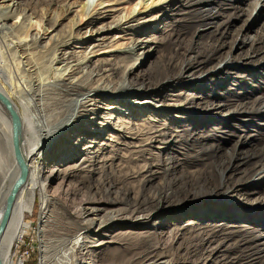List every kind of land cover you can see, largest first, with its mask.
Wrapping results in <instances>:
<instances>
[{
	"label": "bare ground",
	"instance_id": "1",
	"mask_svg": "<svg viewBox=\"0 0 264 264\" xmlns=\"http://www.w3.org/2000/svg\"><path fill=\"white\" fill-rule=\"evenodd\" d=\"M59 1L64 0H26L25 9L36 13L38 6L41 5L46 9L50 4ZM131 1L117 0V4H129ZM162 1L158 0V2ZM177 1L170 0L173 4ZM21 2L23 6L24 0ZM108 2L112 0H90L86 4L88 8L82 4L81 11L71 20V30L73 28L77 30L83 26L89 27L94 21L100 22L111 18L107 14L110 10L98 11L95 16L92 14L97 7ZM153 3L143 4L141 9L147 10ZM213 3H216L215 0H204L199 2V5ZM14 6L15 4L12 8ZM17 6L21 7V4H16L12 15H10L11 10L8 12L6 10L9 6L1 7L0 13L4 14L0 15V22L16 18ZM72 8L73 6L67 3L61 7V11H58L52 20L46 19L48 29L59 26L64 20L62 14L66 15ZM261 9H264V1L259 6L258 4L254 6L252 12L257 13ZM134 12H136L134 9L132 11L128 9L124 17L114 16L112 30L124 25L130 27V15ZM207 13L211 12L207 11ZM84 18L86 21L81 24ZM144 25L140 28L148 27ZM110 29L111 27L107 31ZM45 33L44 29L41 37L36 32L32 38L27 32L24 38L28 37L30 40L25 44V48L27 47L29 51L34 44L44 39ZM21 34L22 31L16 28L14 34L9 36L11 39L18 40ZM72 38L73 34L58 31L48 40V47L44 48V51L26 55L23 52L20 56H15L16 51L21 50L18 43H15L13 50L8 49L9 47L7 48L4 42V51H1L2 46H0V97L8 104L18 120L17 141L14 144L9 111L0 101V222L4 213L7 212L0 231V264H15V247L32 226V223H27V220L30 219L29 216L36 203L41 206L38 229L40 244L38 264H49V260H60L61 264H64L69 254L72 260H68L66 264H75L77 260L81 261V264H197L196 260L192 259L198 255L196 252L202 250V254H199L202 257L210 245L216 243L218 239L208 235L209 237L205 240L203 238L199 240L198 246H193L194 251L186 249L183 258L174 256L170 259L166 254L160 256L158 254L163 239L160 233L148 231L116 233V230L145 229L156 216L166 219V221L161 219L154 226L156 228L158 226L157 230H161L164 229V223L167 221L181 218L183 212L195 211L205 202H212V207L216 212L230 208V201L222 200L221 195H218L223 184L219 181L216 174L218 173L217 167L214 163L218 160L216 153L220 149L219 145H216V139L211 130L196 132L198 122L184 128L182 124L186 119L178 115H173L170 120L167 118V121L148 117L142 122H125L118 119L114 123L111 121L112 118L101 116L104 107H101L95 100L100 97L119 103L125 96H134L138 99L143 94L158 93L163 95L160 105H157V100L151 99L142 103L132 102L130 106L153 111L158 116L170 111L181 112L183 107L190 106L192 108L183 112L188 119L192 116L197 119L213 117L212 112H218L227 105L218 108L213 102L196 103L197 99L194 98L183 100L167 98V87H172L184 80L188 72L191 74L188 77L193 79L186 83V86H193L200 82L194 78L200 71L198 69L200 64L196 58L188 55L193 49L188 46L189 35L186 34L179 41L176 53L179 57L176 61L171 58L163 67L151 66L147 74L142 73L133 77L134 72L141 68V61L136 62L138 63L136 66L135 63L131 65V61L124 59L123 64H115L114 68L103 70L107 77L113 76L116 72L120 75L116 81L112 80L106 84L101 82L102 77L99 75L102 67L100 64L103 62L98 60L94 62L92 57H88L90 51L84 54L85 58L78 61L76 65L67 63L62 72L59 73L57 70V74L53 78L50 77V68L45 67L44 64L47 62L64 63L67 59L64 58L66 54L63 51L70 45ZM149 41L147 43H150ZM131 47H135L132 42L128 50L124 51L130 53ZM14 49L12 57L11 53ZM8 56L12 57V68L7 64ZM212 61H207L206 64ZM4 62H6L5 67L2 66ZM222 70L223 68L217 70V73H221ZM42 76L44 79L41 81ZM7 78L14 87L10 91L7 89L9 86ZM23 78L28 81L27 85L19 92H13L16 83ZM95 78L98 79L95 80ZM49 79L51 80L45 82ZM110 109L118 111L116 108ZM91 115H93L92 120L96 121L88 122ZM99 119L104 120L103 123L97 121ZM95 126H100L104 130L116 131L119 134L117 140H110L115 147L107 146L110 148L107 150V148L99 147L96 141L86 146L78 144V148H72L67 153L68 162L73 163L72 166L65 165L64 168L56 167V169L54 162L51 161V166L46 172L48 175L39 177L44 161L50 156V149L63 140L64 136L70 131L79 134L102 135V131L96 132L92 128ZM156 143L161 147L157 148L158 153H153L152 149ZM171 144L175 147L174 152L165 154ZM118 146L120 148H117ZM69 149L70 147L68 151ZM208 160H212L213 164L203 163ZM115 161H118L116 165H114ZM185 168H189L190 171L180 172ZM178 173L182 175L171 176ZM262 174H264V167L257 175L261 177ZM21 175H24L23 180L16 187L8 203L7 199ZM201 178L204 180L203 186L194 191L186 188L188 184L197 183ZM77 179L78 182L73 184L72 182ZM57 185L58 191H55ZM79 186H83L84 190L82 191ZM228 188L233 193L238 191L232 183H229ZM53 189L51 193L50 190ZM91 189H94V192ZM167 189H173L176 192L168 194ZM172 198L174 199L169 201ZM74 201L79 203L75 204ZM199 222L201 220H198ZM198 223L195 221L187 225ZM175 231L180 232V228L170 229L164 240H168ZM99 240L103 242L100 243ZM173 244H175L174 241L170 246ZM223 244V241L218 243L213 253L219 252ZM203 245H207V248H203ZM170 246L166 244L164 248ZM166 252L168 251L165 250L162 253ZM249 257L250 255H245L241 259L247 264ZM166 258L168 261L161 263Z\"/></svg>",
	"mask_w": 264,
	"mask_h": 264
},
{
	"label": "rangeland",
	"instance_id": "2",
	"mask_svg": "<svg viewBox=\"0 0 264 264\" xmlns=\"http://www.w3.org/2000/svg\"><path fill=\"white\" fill-rule=\"evenodd\" d=\"M21 1L0 0V8L9 6V9L6 10L7 12L11 10L12 13L10 15L13 14L16 4H21V7L17 6L16 18H9L4 22H0L1 51L5 49L4 43L7 48L9 47L8 49L12 50L15 47V43H18L21 50L18 49L15 56H20L23 52H25V55L37 53L38 51H44L48 47V40L56 32L63 31L66 34H73L70 45L65 47L63 51L66 54L64 58L67 60L61 64L48 62L44 64L45 67L50 68L51 78L57 74V70L59 73L62 72L67 63L76 65L78 61L85 58L84 54L89 51L91 53L88 57H92L94 62L97 60L103 62V64H100L102 67L99 72L102 77L100 79L102 83L106 84L119 78L118 76L120 75L117 72L113 76L107 77L106 72H103V70L107 71L112 67L114 68L115 64H123L124 59L131 61V65L135 63L136 66L138 65L136 62L141 61V68L134 72L133 77L142 73L147 74L151 66L161 68L164 64H168L171 58L176 61L179 57L176 54L179 41L186 34L189 35L188 46L193 49L188 55L196 58L200 64L198 65L200 71L194 76L200 82L193 86H186L185 84L193 79L188 77L191 75L188 72L184 80L177 82L172 87H167V98L169 100L194 98L197 99L196 103L213 102L218 108L227 105L218 112H212L213 117L197 119L192 116L188 119L183 112H186L184 110L188 108H192L190 106L183 107L181 112L170 111L159 116L155 115L153 111L141 110L136 106H130L132 102L142 103L151 99L157 100V105H160L161 96L163 95L158 93L143 94L138 99L134 98V96H125L121 98L123 101L119 103L100 97L95 100L101 107H104L103 111H101V116L112 118L111 121H114V123L118 119L125 122H142L148 117L167 121L173 115H178L186 119L182 124L184 128L198 122L196 132L211 130L213 137L216 139V145H219L220 149L216 153L218 160L214 163L218 172L216 174L219 181L223 184L222 190L218 195H221L220 199L230 201V208L216 212L212 207V202H205L206 204L203 203L199 209L183 212L181 218L164 223L162 231L157 230L158 226L157 228L154 226L161 219L162 221H166V219L156 216L153 217L145 229L122 228L118 229V231L116 230V233L142 231L160 233L163 239L161 240L158 254L159 256L166 254L170 259L174 256L183 258L186 249L194 251L195 248L193 246H198L201 238L205 240L209 237L208 235H211L218 240L210 245V248L202 257L199 256V254H202V250L196 252L198 255L192 259L196 260L197 264H245L246 261L241 259L245 255H250L247 264H264V174L261 177L257 175L261 168L264 167V9L259 10L257 13L252 12L254 6L257 4L259 6L264 0H215L216 3L207 5H199V2L204 0H178L175 4L170 2V0H163L162 2H158V0H132L129 4L120 5L117 4V0H112V2L103 3L95 11H92L95 16L98 11L110 10V13L107 14L111 18L100 22L94 21L91 26H83L77 30H73L74 28L71 30V20L81 11L82 4L87 7L86 4L90 0L59 1L50 4L46 9L40 5L36 8V13L28 12L25 9L26 0H24L23 6ZM151 2L154 3L147 10L141 9L143 4H150ZM67 3L73 6L72 10L68 11L66 15L62 14L64 15V20L61 21L59 26L48 29L45 20H52L54 15L61 11V7ZM186 3L188 6H184ZM14 4L15 6L12 8ZM128 9L136 11L130 15V27L124 25L121 28L112 30L114 27L113 20H115L113 17L116 15L124 17ZM6 10L4 9V12ZM116 11L119 13H115ZM207 11L211 13H207ZM3 14L0 13V15ZM85 21L84 18L81 24ZM144 24L148 25V27L146 29L140 28L145 26ZM31 25L36 27H30ZM109 27L111 29L107 31ZM16 28L22 31L18 40L11 39L9 36L14 34ZM44 29L46 30L43 36L44 39L38 44H34L28 51L27 47L25 48V44L30 39L28 37L24 38L26 33L28 32V36L34 38V34L38 32L42 37ZM148 41L150 43H147ZM130 42L135 47L129 49L130 53L125 52L128 50ZM85 49L87 50L85 51ZM14 52L15 49L11 53L12 57ZM12 57L8 56L6 60L7 64L11 65V68L13 64ZM231 57L232 59H230ZM207 61H212V63L206 64ZM5 65L6 62L2 64L3 67ZM221 68H223L222 72L217 73V70ZM98 78H95V80ZM43 79L44 76L40 78L41 81ZM8 83L7 89L10 91L13 83L7 78ZM27 83L28 81L23 78L19 83H16V88L13 89V92H19ZM110 108H116L118 111H112ZM92 119L93 115L89 116L88 122L96 121ZM97 121L103 123L104 120L99 119ZM92 128L96 132L102 131V135L97 133L79 134L70 131L58 143L59 145L52 147L49 158L44 161V165L41 167L39 177L48 175L46 172L51 166V161L54 162L55 168L57 167L58 169L66 167L65 165L72 166L73 163L68 162L67 153L72 148H78L79 145H91L90 142L96 141L101 148L106 149L107 146L115 147L110 140H117L119 134L116 131L104 130L100 126ZM68 147H70L69 151ZM160 147L161 145L158 143L154 144L153 153H158L157 148ZM117 148L120 147L118 146ZM173 149L175 150L173 144L169 145V149L165 154H171L174 152ZM117 163L118 161H115L114 165ZM203 163L213 164V161L208 160ZM185 170H188L187 172L190 171L189 168H185L180 172L184 173ZM182 173L171 176H180ZM203 181V178H201L197 183L188 184L186 188L189 191H194L204 185ZM76 182H78V179L72 183L75 184ZM229 183H232L233 187L238 191L233 193L228 188ZM82 187L79 186V188ZM53 191L54 189L50 190L51 193ZM55 191H58V185ZM91 191L94 192V189H91ZM172 192L175 193L176 191L173 189L168 190V194ZM210 196H213V194H210ZM74 202L75 204L79 203L78 201ZM40 208L39 203H36L29 216L30 219L27 220V223H32V226H30L27 234L15 247V264L39 263L40 244L38 241V229L40 227ZM198 220H201V222L198 223ZM195 221L198 224L187 225ZM177 227L180 228V232L175 231L168 240H164L167 237L166 233L170 229L173 230ZM172 241L175 244L170 246ZM221 241L224 242L223 246L218 250L219 252L215 251L213 253V249ZM98 242L101 243L103 240ZM182 242L183 245L180 246ZM166 244L170 247L164 248ZM202 247L207 248V245ZM165 250L168 252L162 253ZM70 257L69 254L64 264L68 260H72ZM168 258L163 259L161 263L168 261ZM49 264H61V261L49 260ZM75 264H81V261L77 260Z\"/></svg>",
	"mask_w": 264,
	"mask_h": 264
},
{
	"label": "water",
	"instance_id": "3",
	"mask_svg": "<svg viewBox=\"0 0 264 264\" xmlns=\"http://www.w3.org/2000/svg\"><path fill=\"white\" fill-rule=\"evenodd\" d=\"M0 101L2 103H4L6 105V109L9 111V115H10V118H11V121H12V132H13V141H14V144H16V141H17V134H18V120L15 116V114L13 113V111L10 110L8 104L0 97ZM23 176L24 175H21L19 180H18V183L16 185H14L13 189H12V192L11 194L9 195L8 197V203L11 201V198L13 196V193L14 191L16 190V187L21 183V181L23 180ZM6 216H7V212L4 213L2 219H1V222H0V231L2 230L3 228V225H4V222H5V219H6Z\"/></svg>",
	"mask_w": 264,
	"mask_h": 264
}]
</instances>
